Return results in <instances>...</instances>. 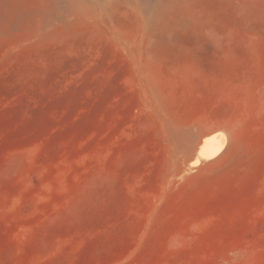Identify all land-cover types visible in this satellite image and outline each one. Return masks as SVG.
Returning a JSON list of instances; mask_svg holds the SVG:
<instances>
[{"label": "rangeland", "instance_id": "374dc122", "mask_svg": "<svg viewBox=\"0 0 264 264\" xmlns=\"http://www.w3.org/2000/svg\"><path fill=\"white\" fill-rule=\"evenodd\" d=\"M86 1L0 0V264H264V0Z\"/></svg>", "mask_w": 264, "mask_h": 264}, {"label": "bare ground", "instance_id": "6f19581e", "mask_svg": "<svg viewBox=\"0 0 264 264\" xmlns=\"http://www.w3.org/2000/svg\"><path fill=\"white\" fill-rule=\"evenodd\" d=\"M67 1L69 3L70 7H73L74 9L75 8H77V9L79 8L80 9L82 7L81 5H79V2H81V0H67ZM90 1L93 2V4L95 5V7H98V8H100L103 11L106 10V8H108L107 7L108 4H109V1L108 0H103V1L90 0ZM83 3H85V2H83ZM87 3L89 4V1ZM94 5H92V6L94 7ZM83 8H85V7H83ZM101 10H99V11L101 12ZM204 143L205 144H203L200 147L199 152H197V154H195L196 156H195V161L194 162H197L200 157H202V158H208V157L212 156L213 154L217 153L223 147V145H224V139L221 142H219L216 139H214L213 137H211L208 140L205 139L204 140Z\"/></svg>", "mask_w": 264, "mask_h": 264}]
</instances>
